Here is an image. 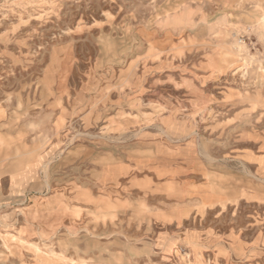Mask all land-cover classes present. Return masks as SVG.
I'll list each match as a JSON object with an SVG mask.
<instances>
[{
    "label": "rangeland",
    "instance_id": "obj_1",
    "mask_svg": "<svg viewBox=\"0 0 264 264\" xmlns=\"http://www.w3.org/2000/svg\"><path fill=\"white\" fill-rule=\"evenodd\" d=\"M0 264H264V0H0Z\"/></svg>",
    "mask_w": 264,
    "mask_h": 264
}]
</instances>
